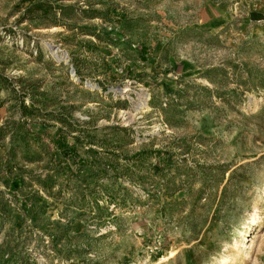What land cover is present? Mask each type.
I'll list each match as a JSON object with an SVG mask.
<instances>
[{
	"label": "rangeland",
	"instance_id": "1",
	"mask_svg": "<svg viewBox=\"0 0 264 264\" xmlns=\"http://www.w3.org/2000/svg\"><path fill=\"white\" fill-rule=\"evenodd\" d=\"M0 264H264V0H0Z\"/></svg>",
	"mask_w": 264,
	"mask_h": 264
},
{
	"label": "trees",
	"instance_id": "2",
	"mask_svg": "<svg viewBox=\"0 0 264 264\" xmlns=\"http://www.w3.org/2000/svg\"><path fill=\"white\" fill-rule=\"evenodd\" d=\"M53 139V137L51 138ZM171 157H167V159L169 160ZM81 162V159L80 160H76V159H72V160H69V164L71 166V164H76V163H79Z\"/></svg>",
	"mask_w": 264,
	"mask_h": 264
},
{
	"label": "bare ground",
	"instance_id": "3",
	"mask_svg": "<svg viewBox=\"0 0 264 264\" xmlns=\"http://www.w3.org/2000/svg\"><path fill=\"white\" fill-rule=\"evenodd\" d=\"M243 234V233H242ZM243 237V236H242Z\"/></svg>",
	"mask_w": 264,
	"mask_h": 264
}]
</instances>
